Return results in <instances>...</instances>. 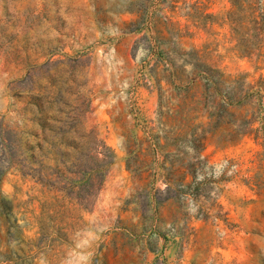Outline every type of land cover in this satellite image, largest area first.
<instances>
[{
	"label": "rangeland",
	"instance_id": "rangeland-1",
	"mask_svg": "<svg viewBox=\"0 0 264 264\" xmlns=\"http://www.w3.org/2000/svg\"><path fill=\"white\" fill-rule=\"evenodd\" d=\"M0 264H264V0H0Z\"/></svg>",
	"mask_w": 264,
	"mask_h": 264
}]
</instances>
